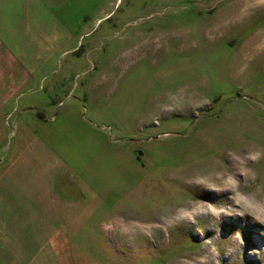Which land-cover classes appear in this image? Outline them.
I'll return each mask as SVG.
<instances>
[{"label":"rangeland","instance_id":"obj_1","mask_svg":"<svg viewBox=\"0 0 264 264\" xmlns=\"http://www.w3.org/2000/svg\"><path fill=\"white\" fill-rule=\"evenodd\" d=\"M72 5L80 28L55 63L60 83L25 110L33 164L45 153L98 198L62 259L264 264V219L250 214L155 227L179 208L206 212L198 201L230 205L195 181L219 185L229 153L264 152V0ZM248 166L256 179L240 177V191L264 199V158Z\"/></svg>","mask_w":264,"mask_h":264},{"label":"crops","instance_id":"obj_2","mask_svg":"<svg viewBox=\"0 0 264 264\" xmlns=\"http://www.w3.org/2000/svg\"><path fill=\"white\" fill-rule=\"evenodd\" d=\"M73 3L0 0V264H79L62 254L76 250L80 222L98 203L90 184L66 179L44 152L33 164L27 128L35 93L60 83L55 63L80 28Z\"/></svg>","mask_w":264,"mask_h":264},{"label":"clouds","instance_id":"obj_3","mask_svg":"<svg viewBox=\"0 0 264 264\" xmlns=\"http://www.w3.org/2000/svg\"><path fill=\"white\" fill-rule=\"evenodd\" d=\"M228 156L230 163L224 165L223 171L218 173L219 185L209 186L200 180L195 181V183L212 191L230 193V205L218 207L212 203L198 201V204L208 205L206 212L200 207L190 209L179 208L174 216H162L160 218L161 222L155 225V227L167 232L168 228H174L181 222H195L197 216L209 213L214 216H219L222 213H235L241 216L250 214L258 219H264V199H258L254 194H246L240 191L242 185L240 177H243L245 183L249 180L255 181L256 179V173L248 166V162H258L261 158H264V152L252 151L246 153L244 156L229 153ZM230 168H234L235 171L229 170ZM145 234L151 236L150 231Z\"/></svg>","mask_w":264,"mask_h":264}]
</instances>
